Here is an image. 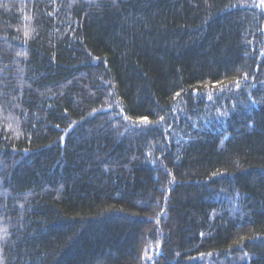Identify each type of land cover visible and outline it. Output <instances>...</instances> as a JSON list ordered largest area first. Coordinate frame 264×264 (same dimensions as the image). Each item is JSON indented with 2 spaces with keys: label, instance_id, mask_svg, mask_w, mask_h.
Listing matches in <instances>:
<instances>
[{
  "label": "trees",
  "instance_id": "1",
  "mask_svg": "<svg viewBox=\"0 0 264 264\" xmlns=\"http://www.w3.org/2000/svg\"><path fill=\"white\" fill-rule=\"evenodd\" d=\"M0 264H264V0H0Z\"/></svg>",
  "mask_w": 264,
  "mask_h": 264
},
{
  "label": "snow or ice",
  "instance_id": "2",
  "mask_svg": "<svg viewBox=\"0 0 264 264\" xmlns=\"http://www.w3.org/2000/svg\"><path fill=\"white\" fill-rule=\"evenodd\" d=\"M177 95H179V94H177ZM142 121L147 122V117L142 118Z\"/></svg>",
  "mask_w": 264,
  "mask_h": 264
}]
</instances>
